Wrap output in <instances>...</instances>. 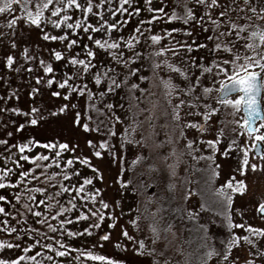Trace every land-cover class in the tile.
<instances>
[{"label":"rangeland","instance_id":"374dc122","mask_svg":"<svg viewBox=\"0 0 264 264\" xmlns=\"http://www.w3.org/2000/svg\"><path fill=\"white\" fill-rule=\"evenodd\" d=\"M42 2V0H41ZM78 2L86 7L87 0H78ZM37 0H31L30 6L35 9ZM112 6L109 7L108 3L101 5L100 7H93L92 12L85 13L82 9H75L73 6L67 10L58 13L56 16H52L51 8L53 5L49 6V9L44 10V19L40 27L31 25L26 22V16L22 10L21 5L14 4L12 10H5L0 13V32L4 35L0 36V140L7 141V144H0V169L8 167L13 169L10 176L7 179L12 181V184L0 188V195L7 196V200L0 201V205L4 208L8 206L9 202L13 201L16 194L21 193L24 190V183L16 184L15 181L19 178V173L21 171L27 170L29 167H33L35 163H42L40 161L33 162L31 160H24V155H34L37 152L44 153L46 155H52V149H44L42 146L30 147L25 149L24 153L19 152L17 145L27 142L29 137H35L37 139L51 138L52 136H58L60 139H66L72 143H79V147L76 149L75 155H89L90 151L85 147L83 140L84 134H82L78 129H72L68 124V119L63 114H60L59 118H49L45 121H41L38 125H28L26 124V117L24 113L31 110L32 107H37L40 109V115L46 116L48 111H55L56 107L66 103L63 97L52 96L51 93L58 89V82L63 78L62 74L64 72L72 71L71 68L66 67L67 59L62 58L57 61L52 56V50L62 51L65 53V57L69 55H77V58H84L85 53L83 45L87 44L90 48L97 52V56L93 58L94 64H99L103 61L105 64H110V57L107 56L104 50L98 49L89 39L88 35L83 31V28H76L73 32L71 29H67L64 22H61V28L57 29L48 22L47 18L59 19L61 15H68L70 19L68 23L75 24L76 20H81L82 24H88L90 27L92 25H97L102 23L100 17L96 16V12H101L103 15V20H107L109 24L117 23L115 29H107L105 25V31L110 33V42L118 41L120 44L127 43L129 37L134 41L133 47L131 49H124L123 47L120 51H124L126 55H131L132 51L141 53V59L139 61H133L132 66L140 67L141 65H146V60L143 58L142 51L145 49L147 51H158L160 47H165L171 51L161 54L158 58L152 57L151 59H164L167 58L170 62H182L185 60L186 56H192L199 58L200 56L208 57L207 49H200L193 47L191 53L187 52L183 48H174L173 45L176 42L187 43L195 45L196 43H204V36L209 33H203L201 29L197 26L194 27L191 36L187 34H182L181 31H171L172 29L182 30L185 27L192 28L193 26L184 25L182 21H169L166 17H163L161 13L151 11L146 3V0H128L127 3L121 5L120 0H111ZM237 3H243V0H237ZM94 4H99V0H94ZM189 5L192 6L191 0ZM255 6L256 12L253 13L248 9ZM63 7V5H61ZM151 7L153 9L164 7L165 12L169 15L171 14L172 5L170 0L165 5L162 0H151ZM260 7H264V0H250L248 8L240 12L233 11L229 13L231 18L238 23H244L245 16H251L252 20L250 23L252 25H260L264 28V19H257V16L264 15L260 13ZM116 8L127 9V11L116 12L113 16L111 13L116 10ZM139 8V12L133 11V9ZM219 10H213L212 15L215 18L216 13ZM198 16L203 15L201 10H197ZM153 16L161 17L158 20H152ZM13 18H16V24L11 25ZM206 19V18H205ZM223 19V18H221ZM143 22V23H141ZM165 30L170 32V36L165 35ZM223 30V29H221ZM42 31H47L51 35H62L65 31L68 32V37L65 41L58 40H45ZM154 34H159L162 36V40L154 42L151 40V36ZM91 35L95 38H106L104 31L92 32ZM123 37V40H121ZM69 39H76L79 41L78 44L73 45L68 51L67 41ZM15 40L16 47H11L10 41ZM26 55L32 56V60H27L24 58ZM172 51L177 53L176 56H172ZM11 54L15 59L13 66L8 68L6 65V57ZM40 60L45 61V63H51L53 65L54 71L52 73H44L42 66L40 65ZM29 65H31V71H29ZM150 65V64H149ZM187 66V63L184 64ZM95 71V69H93ZM195 73V69H192ZM143 75L151 76L150 67L144 68ZM56 79L53 81L52 85H48L46 82L37 81L36 77L41 78H52ZM131 82H136L140 84L143 89H148V91L155 93L154 97L150 99L155 102L157 98L161 101L163 100L162 88L150 86L149 83L144 81H139L135 78ZM81 83H87L88 87L94 91L101 88V85H94L91 80V73L88 75L86 81ZM144 84L147 86L144 88ZM74 87L76 85H73ZM219 86L218 84L216 85ZM34 88H38L34 95H30ZM135 95L140 96L141 93L137 91ZM147 96V93H144ZM215 95V93H213ZM235 98V94H233ZM87 101V94H85L84 99L80 100L79 97L73 96L72 102L78 104V106H85ZM116 105L114 109L123 118V122H116V135L112 137L111 143L116 147V159L117 163L111 159V152L108 149H102L104 152L103 157H93L90 161L91 163L100 167L104 179L101 181L97 176L93 179L92 185H85V190L73 200V196L76 195V189L79 184L83 183L84 177H92L94 169L89 168L87 165H83L80 161H75L72 165L65 168L63 165L66 164L67 158L74 155L71 151L63 153V159H61L60 164H52L48 161L50 168L48 174L51 172H56L57 177L53 178L52 181H45L43 177L38 180L29 181L28 187L31 188L33 185L38 187H44L47 189L48 193L54 194L56 190L60 188V184L56 183V180H60L63 184L68 185L72 188L71 192L63 191L59 196H55V200L59 202L60 205L68 208L69 211L60 214L59 219L72 221L71 224H66L64 228H60L55 214L51 213L52 218L49 217H36L32 213H28L27 210L22 206L25 203V198L17 203L16 207L20 208L19 214L12 215L13 219H5V212L3 213V221H1L0 214V241H6L11 243L13 247L9 248L7 245L0 247V259L4 260H17V264H109L107 261H93L87 256H80L79 260L75 257L80 255V252L84 250H92L93 252L112 257L116 260L123 261L124 264H163L167 261V264H200V260L203 258L202 254L206 251V248L202 246L204 231H189L193 228V225L187 220H181L173 211L181 205H186L187 207H195L199 210V204L203 199L204 202L208 203L210 207H215L214 196L212 193L213 184L218 187L224 184L228 179L232 178L234 175V169L238 166V158L243 156V148L249 149V161L250 163H256L259 165H264V159L260 158L251 148V137L247 133H241L239 130L235 133L231 131L232 128H238L237 125L228 123L225 125H220L217 123L219 116L213 115L211 121H207L202 116L197 114L196 109H191L185 105L181 110V122H186L191 120L194 124L199 123L207 127V131L204 133L199 132L198 128L189 127L185 129L187 139L195 141L192 148H186V140L179 137V128H174L172 122L169 121V131L172 134V139L176 148V155L169 156L167 163L175 164V176H171L167 170L164 169V163L160 160V156L167 155L173 145L166 144L163 149H157L154 151L153 155L156 157L155 163L161 169L160 172H152L154 177H156L161 188L155 187V184L150 187L147 192L145 199L148 196L153 195L155 191L156 200L151 202L150 208L146 206L140 209V214L137 211V204L140 199L141 192H133L132 185L121 186L122 179L120 175L126 173L127 170L122 169L121 160L125 161L129 166L132 164L131 161L135 159L136 155L146 156L149 153V148L137 147L130 144L128 141L124 140L121 133L128 129L129 133L136 140H139L141 135L148 138V143L152 144L153 141L150 139L152 129L149 128L145 118L148 116V112H142L138 117H132L128 112V105L130 100L125 98L123 89H118L116 93L110 94L106 100L107 102ZM264 103V101H262ZM146 102H142L140 107H148ZM162 106V105H161ZM14 108L22 109L21 113H16L10 111ZM79 110V107L77 108ZM170 110V109H169ZM201 110H203L201 108ZM224 110H222L223 112ZM229 113L226 117L228 121H231L233 117L230 115L231 108L226 110ZM191 112V115L186 113ZM68 115H71L69 112ZM95 117V114H93ZM243 112H238L235 119H240ZM132 119H136L137 122L143 121V126L138 127L135 133H131V129L128 125L132 122ZM157 124L156 131L159 135L156 137L157 140L164 139L165 130H161L159 125L165 123V118L161 117L159 121H153ZM24 123L26 126L17 131V127ZM259 124V122H258ZM218 127H224V137L220 139L217 147L215 149H209L201 143L203 140H211L215 138L216 129ZM264 131V128L260 129ZM8 133H12L11 136ZM89 137H95L98 139L99 134L92 132L88 134ZM237 147L231 149V156L225 157L221 154L222 150L227 147V141L234 139ZM110 142V141H109ZM263 151H264V142ZM121 145H124L122 148ZM243 146V147H241ZM219 149V150H218ZM112 150V147H111ZM215 156V162L220 164L219 176L216 177L215 181H208L209 171L212 168L211 161L205 160H195L194 156L209 155ZM11 156V160L5 163L7 157ZM17 161L19 162L17 164ZM153 162V161H151ZM124 165V164H122ZM128 166V165H127ZM79 169V175L75 173V170ZM198 169H206V171H198ZM69 170H72L73 175L64 179V175ZM37 172H44L43 168L35 169ZM119 177V179H118ZM153 177V178H154ZM236 180H244L247 185L246 191L244 193H231L233 197V205L229 207L228 211L231 213L234 224L242 225L243 227H234V231L238 236H250L255 244H250L241 239L238 245H235L230 252V260L227 264H231V259H236L237 264H241L242 261L246 259H253L249 255V252H256L264 249V237L259 235L252 236L251 232L247 230V225H252L255 228H264V214H261L259 207L264 204V167H258L253 171L250 167L242 174H235ZM172 181L176 187L174 192H170L167 185L169 181ZM207 181V183H206ZM93 186L100 188L102 191L97 197L96 201L91 200L84 201L80 197L87 196L90 191H92ZM190 188H196L203 195H194L190 197L189 200L184 201L182 199L186 190ZM152 191V192H151ZM150 192V193H149ZM38 199L44 198L43 194L32 193ZM175 196L176 199H172ZM166 197L167 199H162ZM105 201L108 204V208H102L99 201ZM69 201L75 203L77 206L72 208ZM147 201V200H146ZM31 203V202H29ZM48 203V201H46ZM158 203L165 205L163 211L158 214L157 221L160 227L165 226L167 223H173L175 226L176 236L172 237L169 233V247L167 249L163 248L161 242H157L155 245L152 243V233L149 236L145 235L146 229L150 230V224L153 223V218L151 216V210L157 208ZM87 204V208L84 205ZM33 211H45L43 206L32 204ZM88 209H92L94 212H98L99 215H104V220H99L98 216L94 217L89 214L87 220H74V216L78 215L80 212H87ZM6 211V210H5ZM56 211H59L57 208ZM110 213V215H109ZM149 216L151 223L147 226L144 224V220L140 222L137 221L138 227L131 224V221L137 219V216ZM39 219H45L47 223H52L57 228V231H51L46 228L45 225L38 223ZM7 224H3L4 221ZM219 221L220 223H217ZM140 222V223H139ZM201 223L207 225V230L209 233L207 244L214 245L218 250L221 251L223 255V245L220 244V240L226 239L228 236L227 229L224 227V218L215 215L210 211L201 212ZM3 224V225H2ZM92 224H99V227L90 228L91 236L83 233V229ZM31 225V227H29ZM184 225V228H181ZM11 227L15 229L13 232H7L4 229ZM36 229H39L40 233H45V237H41ZM122 229H127L129 236L133 237L129 240L128 237H124L121 234ZM78 231L81 233L79 236H69L68 231ZM31 232L32 235L28 233ZM60 233H63L61 237ZM105 233H108L110 238L107 241H100L99 238ZM144 240L145 247L139 252L136 251L140 247L138 241ZM36 240H40L37 244ZM57 240H61L62 243L69 244L71 247L68 248V253L65 256H57L56 250L59 249L63 251L64 249L56 244ZM119 240L121 247H115V242ZM45 243H53L54 249H43L42 245ZM32 244V248H28V245ZM19 245V247H16ZM95 245V247H93ZM155 247L156 251L149 253V250ZM27 249V250H25ZM163 251V255L160 253ZM37 253L40 255L37 256ZM23 257H34L35 259H23ZM51 257V259H49ZM20 258V259H18ZM259 261L260 264H264V258L255 257L253 259V264ZM137 262V263H136ZM212 264H221V260L217 257Z\"/></svg>","mask_w":264,"mask_h":264},{"label":"snow or ice","instance_id":"6c2138e0","mask_svg":"<svg viewBox=\"0 0 264 264\" xmlns=\"http://www.w3.org/2000/svg\"><path fill=\"white\" fill-rule=\"evenodd\" d=\"M128 0H120L121 5L127 3ZM250 0H243V3H237V0H191L192 6H189V0H175L177 8L182 7V12L178 13L177 8L171 10L169 15L165 12L164 7H159L153 9L151 7V0H146L148 7L151 11L161 13L163 17H166L169 21H182L184 25H192V28L185 27L182 30L172 29L171 31H181L182 34H187L191 36L194 27H199L203 33H211L204 36V43H196L195 45L176 42L174 48H183L187 52L191 53L193 47L208 50V57L200 56L195 58L192 56H186L185 60L182 62H170L167 58L164 59H151L150 71L151 76L143 75L142 72L146 65H141L140 67L132 66V62L139 61L141 59V53L132 51L131 55H126L124 51H120L123 47L124 49H131L133 47L134 41L129 37L127 43L120 44L118 41H111L110 33L105 31V25L107 29H115L117 23L109 24L107 20H103V15L101 12H96L95 15L100 17L102 23L97 25L82 24L81 20H76L75 24L68 23L70 17L68 15H61L59 19H51L48 17V22L57 29L61 28V22H64L67 29H71L73 32L76 28H83V31L88 35V39L98 48L104 50L108 57H110V64H105L100 61L99 64L93 63V58L97 56V52L94 51L89 45H83L85 57L77 58V55H69L65 57V53L62 51L52 50V56L55 60L59 61L62 58L67 59L66 67L72 69L70 72H64L62 74L63 78L58 82V89L51 93L52 96L63 97L66 103L56 107L55 111H48L46 116L40 115V109L37 107H32L27 113H24L28 119H26V124L28 125H38L41 121H45L49 118H59L60 114H63L68 119L69 126L76 130L78 129L82 134H84L83 143L86 148L89 149V155H75L76 149L79 147V143H72L66 139H60L58 136H52L46 139H37L35 137H29L27 142L17 145L19 152L24 153L25 149L30 147H35L37 145L42 146L44 149H52V155H46L41 152H37L34 155H24V160H31L33 162L40 161L42 163H35L33 167H29L25 171L19 173V178L15 181L16 184L24 183V190L15 195V200L20 201L25 198V203L22 205L28 213H32L36 217H49L52 218L51 213L55 214V218L59 223L60 228H64L66 224H71L72 221L59 219L60 214L69 211L68 208L60 205L58 201L55 200V196H59L61 192L67 191L71 192L72 188L66 184H63L60 180H56V183L60 184V188L55 191L54 194L48 193L47 189L44 187H38L33 185L31 188L28 187V182L38 180L43 177L45 181H52L53 178L57 177L56 172H51L48 174L51 161L52 164H60L61 159H63V153L71 151L74 155L67 158L66 164L63 166L67 168L72 165L75 161H80L81 164L87 165L89 168L94 169L92 177H84L83 183L79 184L76 189V195L73 196V200L79 196L81 192L85 190V185H92L93 179L97 176L102 181L104 179L103 173L97 165L91 163L93 157H103L104 152L102 149H109L111 155H118L116 152L111 150L109 140L107 139H96L95 137H89L88 134L95 132L99 134L102 130L104 135L108 137H114L116 135L114 128L115 122H123V118L120 115L115 114L114 108L117 107L113 105L110 101L105 103L106 98L113 93H116L118 89L127 87L128 98L130 103L128 105V112L132 117H138L142 112H148V116L145 118L149 121V128L152 129L150 139L153 141L152 144L148 143V138L141 135L139 140H136L131 136L128 129H125L121 135L124 140L128 141L137 147L149 148V153L147 156L136 155L135 159L131 161L133 165H136L140 161L151 160L153 162L146 165L147 171L160 172L161 169L155 163L156 157L153 155L154 151L157 149H163L166 144H172L173 147L167 155L160 156V160L164 163V169L169 172L171 176H175V164H168L169 156L176 155L175 144L172 139V134L167 131L169 128V121L172 122L174 128H179V137L186 140L185 147L192 148L195 141L187 139L185 129L189 127L198 128L199 132L204 133L208 129L206 126L199 123H193L191 120L186 122H181V110L187 105L191 109H196L197 114L202 116L207 121H211L213 115L219 116L217 121L220 125H225L232 123L238 126V128H232L233 133L239 132L247 133L251 137V148L257 151L260 158L264 159V151L260 149L258 142H264V131L260 129L264 128V28L260 25H252L250 21L251 16L244 17V23H238L233 20L229 13L236 11L240 12L245 8H248ZM108 3L109 7L112 6L111 0H99V4H94V0H87L86 7L82 6L78 0H37L35 9L30 6L31 0H3L0 4V13L5 10H12L14 4L21 5L24 15L26 16V22L31 25L40 27L42 20L44 19V10L49 9L50 5L52 16H56L64 10L72 8L82 9L85 13H90L93 7H100L101 5ZM163 4H167L168 0H162ZM63 5V7H61ZM201 10L203 15L198 16L197 10ZM127 11V9L116 8L111 14L116 15V12ZM213 10H219L216 13L215 18H213ZM249 11L255 13L256 7L253 6L248 9ZM135 12H139V8L133 9ZM260 13L264 14V7H260ZM161 17L153 16L152 20H158ZM206 18V19H205ZM223 18V19H221ZM257 19H264V15L257 16ZM11 25L16 24V18H13L10 22ZM143 23V22H141ZM223 29V30H221ZM104 31L106 38H95L91 35L92 32ZM4 33L0 32V36ZM42 35L45 40H58L65 41L68 37V32L65 31L62 35H51L47 31H42ZM165 35L170 36V32L165 30ZM123 40V37H121ZM151 40L158 42L162 40V36L159 34H154L151 36ZM11 47L15 48V40L10 41ZM79 41L76 39H69L67 41L68 51L73 45L78 44ZM171 51L168 48L160 47L158 51H153L152 57L158 58L161 54ZM24 58L27 60H32V56L26 55L27 49L24 50ZM177 53L172 51V56H176ZM145 59H148V55L145 54ZM14 57L9 54L6 57V65L8 68L13 66ZM187 63L185 67L184 64ZM40 65L44 73H52L54 71L53 65L51 63H45V61L40 60ZM195 69L193 73L192 69ZM95 69V71H93ZM29 71H31V65H29ZM91 73V80L94 85H101L100 89L93 90L88 87L87 83H81L86 81L88 75ZM135 78L139 81H144L149 83L150 86L162 88L163 100L159 98L153 102L150 97H154L156 94L148 91V89H143L140 87L139 83L131 82ZM38 83L46 82L48 85H52L53 81L56 79L54 76L52 78H41L36 77ZM219 85L218 87L216 85ZM73 85H76L75 87ZM38 88H34L30 95H34ZM139 91L140 96H136L135 93ZM147 93V96L144 95ZM215 93V95H213ZM85 94H87V101L85 106H78V104L72 102V97H79L80 100L84 99ZM235 94V98L233 95ZM142 102H146L148 107H140ZM162 105V106H161ZM79 107V110L77 108ZM201 108L203 110H201ZM231 108L230 115L233 117L231 121L226 119L227 109ZM170 109V110H169ZM222 110H224L222 112ZM10 111L21 113L22 109L14 108ZM243 112L240 119H235L238 112ZM71 112V115H68ZM95 114V117L93 115ZM191 115V112L186 113ZM161 117L165 118V123L159 125L161 130H165L164 139L157 140L156 137L159 133L156 131L157 124L153 121H159ZM259 121V124L257 123ZM143 121L137 122L136 119H132V122L128 125L131 129V133H135L138 127L143 126ZM26 125L24 123L17 127V131L23 129ZM9 136L12 133H8ZM224 127H218L216 129L215 138L211 140L201 139V143L210 150L215 149L220 141L224 137ZM0 144H7V141L0 140ZM123 148L124 145H121ZM235 138L227 141V147L221 152L225 157L231 156V149L236 148ZM243 147V146H241ZM219 150V149H218ZM195 160H205L212 162V168L209 171L208 181H215L216 177L219 176L220 164L215 162V156L200 155L194 156ZM11 160V156L7 157L5 163ZM114 162V161H113ZM19 162L17 161V164ZM250 167L255 171L258 167H264V165H257L256 163H250L249 161V149L243 148V156L238 158V166L234 169V175L232 178L228 179L224 184L216 187L214 184L212 186V193L214 196L213 203L215 207H210L208 203L204 202L203 199L199 204V210L195 207H187L186 205H181L173 208L172 211L181 219L187 220L193 225V228L189 231H204L202 246L206 248V251L202 254L203 258L200 260V264H212L214 260L219 257L221 264H227L230 260L231 249L238 245L241 239L250 244H255V241L251 239L250 236L240 237L234 231V227H243L242 225H235L231 213L228 211L229 207L233 205V197L231 193H244L246 191L247 185L244 180H236L235 174H242L246 169ZM43 168L44 172H37L35 169ZM13 169L4 167L0 169V188H4L10 184L12 181L7 179L10 176ZM198 171H206V169H198ZM75 173L79 175V169L75 170ZM64 175V179L73 175L72 170H69ZM144 175V173H141ZM119 179V177H118ZM131 180H121V186L131 185ZM207 183V181H206ZM170 192L175 191L176 185L170 180L167 185ZM101 189L93 186L92 191L89 192L87 196L80 197L84 201L91 200L96 201L97 197L101 193ZM133 192L137 191L136 188L132 189ZM43 194L44 198L38 199L32 193ZM194 195H203L196 188H190L185 191L182 199L184 201L189 200L190 197ZM7 196L0 195V201L7 200ZM162 199H167L162 197ZM172 199H176L175 196ZM148 203L156 200L155 194L148 196L146 198ZM48 201V203H46ZM31 202V203H29ZM102 208H108V204L101 200L99 201ZM32 204L43 206L45 211H33ZM72 208L77 205L69 201ZM87 208V204L84 205ZM165 205L158 203L157 208L151 210V216L153 218V223L150 224V229L152 233V243L155 245L157 242H161L164 249L169 247V236L171 233L172 237L175 238V226L173 223H167L165 226L160 227L158 225L157 217L158 214L163 211ZM59 211H56V209ZM139 212V209H137ZM210 211L215 215H219L224 218V227L227 229L228 236L226 239L220 240V244L223 245V255L221 251L218 250L214 245H208L207 239L209 236L207 225L201 223V212ZM259 211L264 213V204L259 207ZM5 208L0 205V213H4ZM13 216L16 215L15 212L11 213ZM91 216L97 217L99 220H104V215H99L98 212L88 209L87 212H80L78 215L74 216V220H87ZM110 215V213H109ZM137 219L131 221V224L138 227ZM5 220L3 224H7ZM38 223L45 225L47 229L51 231H57V228L52 223H47L45 219H39ZM217 223H220L217 221ZM31 227V225H29ZM99 227V224H92L83 229V233L91 236L90 228ZM184 228V225H181ZM7 232H13L15 229L8 227L4 229ZM247 230L251 232L252 236L259 235L264 237V228H255L252 225H247ZM41 237H45V233H40L39 229H36ZM32 235L31 232L28 233ZM69 236H79L81 235L78 231L69 230L67 233ZM121 234L124 237H128L132 240L133 237L129 236L127 229H122ZM63 237V233H60ZM110 236L105 233L99 238L100 241L109 240ZM39 244L40 240H36ZM140 247L136 249L139 252L145 247L144 240L138 241ZM56 244H59L64 250H56L57 256H65L68 253V248L71 247L69 244L62 243L61 240H57ZM7 245L11 248L13 245L7 243L6 241H0V247ZM19 247V245H16ZM33 245L29 244L28 248H32ZM53 243H45L42 245L43 249H54ZM95 247V245L93 246ZM115 247L120 248L121 244L119 240L115 242ZM27 250V249H25ZM80 252V255L75 257L76 260L80 259V256H87L93 261H107L109 264H124L123 261L116 260L112 257L100 255L92 250H84ZM156 249L153 247L149 250V253L155 252ZM163 255V251L160 253ZM40 253H37V256ZM249 255L253 257L264 258V249L249 252ZM20 259V258H18ZM23 259H35L34 257H23ZM51 259V257H49ZM236 259H231V264H237ZM253 259H246L241 262V264H253ZM0 264H17V260H4L0 259ZM63 264V262H61ZM163 264H167L164 261ZM256 264H260L256 261Z\"/></svg>","mask_w":264,"mask_h":264},{"label":"trees","instance_id":"16d2710c","mask_svg":"<svg viewBox=\"0 0 264 264\" xmlns=\"http://www.w3.org/2000/svg\"><path fill=\"white\" fill-rule=\"evenodd\" d=\"M189 2H190V0H189ZM3 3V0H0V4H2ZM170 4L172 5V9L173 8H177V6H176V4H175V0H170ZM190 6V5H189ZM177 12L178 13H180V12H182V7L181 8H177ZM142 51V54L145 56V54H147L148 55V59H145L144 58V56H143V58L146 60V65H147V67H148V65L150 64V61H151V54L153 53L151 50L150 51H147L146 53H145V49H143V50H141ZM147 86V84H144V88ZM123 89V92H124V95H125V98L127 99V101H128V92H127V87L125 86L124 88H122ZM138 96V95H137ZM114 111H115V114H117V115H119V113L114 109ZM94 114V113H93ZM114 123V125H115V128L117 127L116 126V122L114 121L113 122ZM114 128V131H116V129ZM107 139V140H109L110 142H109V144H110V146L112 147V151H114V152H116V147H115V145L113 146V144L111 143V139H112V137H108V136H106V135H104V132H103V130L99 133V137H98V139ZM109 150V149H108ZM102 151V150H101ZM147 155H148V153H147ZM146 155V156H147ZM111 159H112V161H114V164H116L117 163V159H116V157L114 156V155H112L111 156ZM148 163H151V160H148V161H140V162H138L136 165H133V164H131L130 166H129V164L127 163V165H126V163H125V161H123V160H121V166H120V168L122 167V169H126L127 170V176H126V178H125V175H126V173H123L122 175H120V177L122 178V179H128V180H131V185H132V187L133 188H136V192L138 193L139 191L141 192V194H140V199H139V201H138V204H137V209H139V214H140V209L142 208V207H144V206H146V208H147V204H148V207L150 208V206H151V203H148L147 201H146V199H145V196H146V194H147V192L150 190V187L151 186H153V185H151V184H155V187L156 188H158V189H160L161 188V184H160V182H159V180L156 178V177H154V175L152 174V172L151 173H149L148 171H147V168H146V165L148 164ZM122 164H124V165H122ZM141 173H144V175H141ZM154 177V178H153ZM152 192V191H151ZM150 193V192H149ZM153 194H155V191L153 192ZM17 201L15 200V198H14V200L13 201H11V202H9V204H8V206H6L5 207V214H6V216H5V219H13V217H12V215H10V213L12 212H15L16 214H19V211H20V208L19 207H16V205H17V203H16ZM1 214V221H3V213H0ZM146 215V214H145ZM143 216V219H142V217H140V222H141V220L143 221L144 220V224L147 226V224L148 223H151V220H150V218H149V216H144V215H142ZM139 222V223H140ZM3 225V224H2ZM149 234H151V231L150 230H148V229H146V232H145V235L147 236H149ZM137 263V262H136Z\"/></svg>","mask_w":264,"mask_h":264},{"label":"water","instance_id":"95a60500","mask_svg":"<svg viewBox=\"0 0 264 264\" xmlns=\"http://www.w3.org/2000/svg\"><path fill=\"white\" fill-rule=\"evenodd\" d=\"M233 95V94H232ZM259 121H257V123H258ZM259 143V145H260V149L263 151V144H262V142H258ZM254 152L257 154V151L254 149ZM258 155V154H257ZM261 213V212H260ZM261 214H264V213H261Z\"/></svg>","mask_w":264,"mask_h":264}]
</instances>
